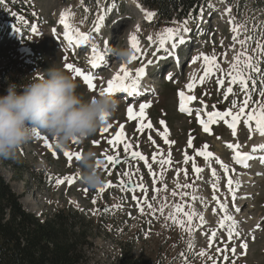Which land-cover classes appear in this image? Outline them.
<instances>
[{
	"label": "rangeland",
	"instance_id": "1",
	"mask_svg": "<svg viewBox=\"0 0 264 264\" xmlns=\"http://www.w3.org/2000/svg\"><path fill=\"white\" fill-rule=\"evenodd\" d=\"M258 1L205 0L199 6L198 12L189 14L183 21H171L170 24L164 25L156 22L155 16L151 21L146 18L135 24V21L140 18L141 9L133 0H119V2L115 0H0V87L6 90L9 84L29 83L32 78L38 77L50 67L62 68L74 77V73L65 68L66 64H72L95 76L94 83L97 87L94 90H90L82 78H74L80 85L77 92L82 93L87 99L103 92L110 74L120 73L121 66L128 68L132 73L135 69L147 65L145 81H149L148 84L152 85L145 86L146 91H142L141 96L110 94L120 102V107L108 121L107 124H111L112 127L107 133H101L99 129L95 135L84 142L77 141L61 149L57 147L52 137L39 132V137L36 136L34 140L17 150L14 159L0 158V173L13 191L20 196V202L25 210L34 215L43 216L60 208H69L92 218L95 223L93 244L85 249L83 264H113L124 246L131 247L135 255L144 253L145 256L152 258L157 253L164 255L167 262L174 255L175 243L185 248L190 256H196L202 263L216 261L217 264H221L223 257L216 252V248L225 246L224 241L227 236L226 232L219 229V218L223 213L212 200L214 194L220 197L221 202L228 204L229 213L234 218L238 213L239 216L246 217L243 219L238 216L237 220L235 219L238 222L236 230L241 233L248 245L246 254H241L243 250L239 247L240 241L234 239L226 246L229 249L236 247L237 255L225 253L229 256V261H224L223 264H231L233 260L235 264H264V167H261L263 164L258 166L255 163L257 159H254L253 163L250 161V166L247 168L236 166L234 163L233 165L230 163L232 152L225 146V142L236 141L242 145V148L251 151L257 136H260L254 131L255 123L252 122L253 131L250 133L249 128L241 122L238 134L234 137L227 124L219 121L212 124V134H208L200 128L193 116L185 115L177 110V92L183 90L188 95L197 97L191 102L195 109H202L204 105H207L208 112L219 109L224 111L232 108V101H237V107L233 111H238L239 103L244 99L239 86L231 85L233 94L224 99L222 94L224 89L217 84V79L223 76L225 87L230 86L229 77L224 73L231 71L236 52L245 50L238 43L235 44V48L232 47L235 42L230 19L234 24L246 27V32L242 28L239 39L246 40L248 36L252 37L251 40H247V51L254 56L253 63H258L264 70V54H261L259 50L253 52L257 42L264 44V6L258 5ZM108 8L112 10L109 12ZM229 8L231 12L225 14V10ZM62 12L70 13L68 23L72 28L74 27L73 29L78 28L89 35L88 43L80 45L77 49H68L63 41L64 36H59L61 33L64 34V26L60 23ZM148 12L150 11H146ZM101 15L104 16V20L100 25V31L97 32L95 27ZM137 26L140 29L139 32L136 31ZM169 27L179 28L180 36L185 39L183 44H179L178 36L174 41L165 44V48L169 49L171 55L163 49L156 51L159 47V36ZM184 27L188 29L187 32L183 30ZM32 28L37 31L33 32ZM132 34L137 35L141 52L137 54V60L128 59L127 62H120L115 58L113 50L131 49L134 54L129 43ZM149 36L153 38L152 41L148 40ZM173 42L178 45L174 50L171 49ZM92 45L100 47V50L104 48L110 50L109 59L105 58L94 70L86 66V56ZM201 54L209 57L215 55L217 63L224 70V73H221L217 69L215 75L206 78L203 84H200L199 78L204 74V62L201 59L193 63L194 58ZM159 57L165 58L159 59ZM241 59L244 58L241 57ZM149 60L152 64H147ZM246 74L255 76L259 82L260 74L251 73V70H247ZM194 75V90L189 91L186 85L193 82ZM170 76L171 79H169ZM252 99L264 102V98H261L258 92H252ZM201 101L204 104H201ZM145 102L150 104V107L145 110L147 117L145 123L150 120L153 123V129L146 128L143 133H139L136 131L139 121L128 119L127 108L132 106L138 112L139 103ZM213 105L216 106L215 109ZM161 120L165 121L169 131L168 140L175 141L172 145L166 144L158 135V131H163L164 128L159 123ZM121 121L125 125L127 140L133 145L132 150L140 151L148 157L152 170L156 173V184L153 185L154 177L149 174L143 161L130 160L121 163L118 171L110 166L108 169L104 166L100 167L105 183L111 181L114 184L101 194L97 189L90 190L79 182L78 160L75 159V154L82 155L88 151H94L97 158L101 160L105 158V154L114 155L115 152L107 140L113 137V132ZM250 134L251 139H249ZM190 135L194 137L191 148L187 147ZM149 136L152 140H149ZM45 138L51 144V148L45 146ZM95 141L99 143H94ZM205 144L208 145L207 151L213 153L214 157L235 166L233 167L235 173L232 172L231 175L233 181L240 182L238 190H241L239 193L238 190L236 191L238 194L235 201L241 209L238 213L232 207L226 175H223L220 165L214 158L205 160L203 156L196 155V150L202 149ZM64 151L74 154L71 163L64 156ZM185 151L189 157H194V161L189 160L187 164L183 162ZM53 152L56 153L55 156ZM169 152H171L172 163L161 168L158 161L167 158ZM154 153L157 154L156 162L151 160ZM121 156H124L122 152ZM193 163L204 170L199 174L202 179L193 172ZM213 168L217 172L218 180H214L211 176ZM177 169L180 170L178 176ZM109 170L113 173L110 176L107 174ZM125 171L132 175L123 176ZM256 172L260 174V177L253 179L251 176L245 183L246 177L256 175ZM161 173H163L162 179ZM65 176H72L73 183L65 182L59 186L55 184L56 179ZM121 179L125 183L129 180H133L135 184L143 183L148 189L149 202L152 203L156 212L153 214L147 205H144V213L141 214L132 196L141 197L142 192L137 190L132 193L127 189L122 190L118 183ZM213 183L219 186V191L215 193L211 189ZM177 184L181 187L178 188ZM185 184H191L193 187H182ZM247 186L254 189V193L246 198L243 192L248 190ZM173 191L177 193L176 196L172 195ZM182 193L187 195L182 197ZM193 196L203 197V201L193 200ZM93 199L97 201L96 204L92 203ZM165 204L167 207L161 214L159 209ZM174 204L185 205L184 210L187 212L195 211L197 214H203L206 223L201 227L197 215L193 218V231L189 234L167 219ZM117 205L119 207H116ZM214 207H217L215 214L212 211ZM256 217L262 220L260 224H257L259 228L254 225ZM177 219L186 222L187 218L182 213H177ZM212 229L217 230L220 243L209 249L208 239L204 233H210ZM189 241L193 244L191 249L188 247ZM201 250H205L207 255L199 256L198 253ZM209 256L212 260L208 259Z\"/></svg>",
	"mask_w": 264,
	"mask_h": 264
},
{
	"label": "snow or ice",
	"instance_id": "2",
	"mask_svg": "<svg viewBox=\"0 0 264 264\" xmlns=\"http://www.w3.org/2000/svg\"><path fill=\"white\" fill-rule=\"evenodd\" d=\"M211 7V5H209ZM109 12L112 10L111 8L107 9ZM231 9H226L225 14L230 13ZM70 13L69 12H62L60 16V23L64 26V38L68 41L69 45H75V46H80L83 44L88 43L90 37L88 34H85L81 32L78 28L73 29L72 26L68 23V17ZM155 13L148 12L146 13V18L151 21L154 17ZM104 20V16L101 15L99 17V20L96 23L95 31L99 32L100 31V25ZM185 24L187 23L186 21L184 22ZM230 25H232L231 30L234 33L233 40V48H235V44L238 43L241 46L244 47V51L236 52V54L233 57V63L231 64V71L224 73V70L220 68V65L217 63V58L215 55H212L209 57L208 55L201 54L200 56H197L194 58L193 63H195L197 60H203L204 62V74L199 78L200 84H203L205 79L215 75V71L218 69L221 73H224V75H227L229 77L228 79V84L230 86L225 87V79L223 76L221 78L217 79V84L220 86L221 89L223 90V97L224 99H227L230 94H233V87L231 85H238L241 93L244 94V99L239 103V109L237 112H234L233 109L237 107V101H232V108H229L224 111H219V110H214L211 112H208L207 105H204L203 109H196V119L198 123L202 125L203 131L212 134L211 133V128L210 125L215 124L219 121L224 122L227 124V126L232 130V134L235 137L236 136V129L237 125L239 123H243L245 126L249 128V132L251 133L253 131L252 128V122L255 123V129L254 131L257 132L261 137H264V102L262 101H254L252 99V92H258V95L261 98H264V70H262L259 67L258 63H253L254 56L250 55L247 51V40H251L252 37L248 36L246 40H240L239 36L241 34V30L246 32L247 29L243 25H238L234 24L233 21L230 19L229 20ZM139 27L137 26L136 31L139 32ZM185 32L188 31L186 27L183 29ZM18 31V30H17ZM33 32H36L37 30L35 28H32ZM179 36L178 43L183 44L185 42L184 37L180 36V29H173L171 27L164 29V33L159 36V47L156 49L157 52H159L161 49H163L166 53L171 55V52L169 49L165 48V44L169 41H174L176 37ZM152 37L149 36L148 40L152 41ZM129 43L132 49L134 50V54L129 58L130 61L137 60V54L141 52L140 46H139V40L137 38L136 34H132L129 38ZM223 43V42H221ZM177 43L173 42L171 43V49L174 50L177 47ZM259 50L261 54H264V44H260L257 42V47L256 49H253V52ZM92 57L90 59V63L92 68H97L101 62L105 60V57L102 53L98 51L96 46L92 47ZM241 57L244 59L242 60ZM165 57H159V59H164ZM147 64H152V61L149 60ZM145 67H140L135 71V75L133 77V74L127 70L126 67L121 66L120 68V73L117 75L113 76L111 79L107 81V86L102 93H121V94H127L129 97H134L137 95L141 94L140 91V81L141 78L144 77L145 75ZM65 68L71 72L74 73L73 78H82V81L87 85V87L90 90H94L97 86L94 83L95 76L91 73L88 72L86 73L85 71L81 70L79 67H74L72 64H66ZM247 70H251V73L255 74H260V79L259 82L257 78L251 74H246ZM172 77L170 76L169 79ZM259 83V88H257V85ZM195 86V75L193 76V82L189 83L186 85V88L189 91H193ZM251 89V91H250ZM179 96V111L187 113L189 115L192 114L193 109L188 107V104L191 103L192 101H195L197 97L195 95H187L185 94L184 91H179L178 92ZM201 104H204L203 101H201ZM251 105V106H250ZM150 107V104L145 102V103H139L138 105V112L134 110L132 106H129L127 108V116L129 120H138L137 124V129L136 131L139 133H143L144 130L147 129H153V123L148 120L147 123H145L146 120V109ZM213 109L216 108L215 105L212 106ZM247 110V111H246ZM201 111L204 112V114L207 117V120L201 117L200 113ZM226 117H230V121L226 119ZM243 117V120L241 119ZM162 126H164L163 131H158V135H160L164 142L168 145H172L175 143V141H170L168 140V135L169 131L167 129V126L165 124V121L161 120L159 122ZM112 125L107 124L105 127H102L100 129L101 133H107L109 129H111ZM37 137L40 136L39 132H37ZM149 140H152V137H148ZM252 136L250 134L249 139H251ZM194 137L191 135L189 136L188 139V144L187 147L191 148L193 147L192 141ZM76 141H73L75 143ZM94 143H99L98 141H95ZM107 143L113 148L115 154L114 155H106L103 160L98 159L97 164L98 166H104L106 169L111 168L116 169L117 171L119 170V165L122 163L121 160V152L124 154V162H126L129 158L131 160H139L143 161L145 166L149 170V174L154 177L153 179V185L156 184V173L153 172L152 170V165L149 163L148 157L143 155L140 151H135L132 150L133 145L128 142L126 133H125V128L124 125L121 124L119 125L118 131H116L115 135L107 140ZM152 143L154 144L155 141L153 140ZM45 146L48 148H51V144H49L45 138ZM122 146V148H121ZM138 147V145H137ZM226 147H228L234 155L231 157V159L235 162L237 165H241L245 168L249 167V161L253 159H259L260 163L264 164V155H261L259 157L255 156L254 154L257 152H264V143L260 145H253L251 152L250 153H242L240 151V148L242 145L240 144H233V143H226ZM208 145L205 144L202 149L196 150V155L197 156H203L205 160H209L210 158H214L216 163L220 165V167L223 169V172L226 176H228V173L230 171L229 165L225 164L223 161H221L218 157H214V154L207 151ZM64 156L67 157L69 163L73 160V153L69 151H64ZM53 155L55 156L56 153L53 152ZM81 157L80 154H75V159L79 160ZM151 160L153 162L157 161V154H153L151 157ZM189 160L194 161V157H189L187 155V152H184V163L187 164ZM105 161L107 163H105ZM159 164L161 165V168H163L164 165H171L172 159H171V152L167 154V158L164 159H159ZM193 172L197 174L198 178L200 177V173H202L204 170L200 167H197L195 163L192 165ZM233 173H235V169H231ZM180 170L177 169V176L179 175ZM107 174L110 176L112 175V171H108ZM132 174H130L128 171H125L123 173V176L128 177ZM185 176L187 177V172L185 170ZM211 176L214 180H218L219 177L217 176L216 170L213 168L211 170ZM160 178H163V173L160 174ZM142 179V178H141ZM67 182L68 184L73 183V177L72 176H65L60 179L55 180L56 185H63ZM119 186L121 187L122 190L127 189L128 191L135 193L137 190H140L142 192L141 197H137L136 195L132 196V199L136 201L137 207L139 208V211L141 214L144 213V205H147V208L153 212V214L156 212V209L153 208L152 203L149 202V198L147 197V192L148 189L145 187L143 183L135 184L133 185L132 181L129 180L128 183L126 184L123 179L118 181ZM235 185V186H234ZM114 184L113 182L109 181L103 185V187L97 189L98 193H104L106 189H109L113 187ZM177 187H181V185L177 184ZM182 187L184 188H192L193 185L191 184H185ZM213 192L219 191V188L216 183H213L211 185ZM240 187V182L239 180L233 181L231 176H228L227 179V188L228 191L231 194V199H232V207L235 210V212H240L241 209L236 206L235 201L237 199L236 196V191ZM165 190H166V185H165ZM154 191H159V189H154ZM173 196H176L177 193L175 191L172 192ZM184 195H187L185 193H182L181 196L183 197ZM155 197H153L154 199ZM193 200L200 199L203 201V197H197L193 196ZM212 200L215 201V204L217 205L219 211L223 213V215L219 218V229L223 232H226V240L224 241L225 246L224 247H217L216 252L220 253L223 257V260L221 264H223L224 261H229V256L225 255V253L230 252L233 256L237 255L236 252V247H232L229 249L226 245L228 243H231L234 239L239 240V247L243 250V253L241 254H246L247 251V243L243 240L242 235L239 231H237V221L235 220L234 216L229 213L228 210V204L226 202H221L220 197L217 195L212 196ZM93 204H96L97 201L95 199L92 200ZM116 207H119L117 205ZM165 207L167 205H162L159 209L160 213L163 214ZM190 207V205H189ZM217 207H214L212 209L213 213L215 214L217 212ZM173 210L167 217V219H170L173 224L178 225L179 227L183 228L185 231L189 232V234L192 233L193 228H192V222L193 218L198 215L199 219V224L201 227L206 223L205 218L203 214H197L195 211L192 212H187L184 210L185 205L183 204H174L172 206ZM177 213H182L184 217H186V222L185 220L177 219ZM185 223H187V227H185ZM259 227V225H257ZM208 239V245L207 247L210 249L214 247L217 243H220V240L217 238V230L212 229L210 233H204ZM188 247L191 249L193 247V244L191 241L188 242ZM183 255V254H182ZM199 256H205L207 255V252L205 250H201L198 253ZM209 260H212V257H208ZM213 264H217L216 261H213ZM231 264H235V261H231Z\"/></svg>",
	"mask_w": 264,
	"mask_h": 264
},
{
	"label": "clouds",
	"instance_id": "3",
	"mask_svg": "<svg viewBox=\"0 0 264 264\" xmlns=\"http://www.w3.org/2000/svg\"><path fill=\"white\" fill-rule=\"evenodd\" d=\"M120 62L133 55L131 49H114ZM80 85L62 68L50 67L27 84H9L0 96V158L14 159L17 150L35 139L37 132L48 134L57 147L65 149L73 141L84 142L105 127L120 107L107 93L87 99ZM97 154L88 151L78 160L79 182L90 190L99 189L105 179L97 164Z\"/></svg>",
	"mask_w": 264,
	"mask_h": 264
},
{
	"label": "trees",
	"instance_id": "4",
	"mask_svg": "<svg viewBox=\"0 0 264 264\" xmlns=\"http://www.w3.org/2000/svg\"><path fill=\"white\" fill-rule=\"evenodd\" d=\"M119 1V0H117ZM168 25L198 11L204 0H138ZM264 5V0L261 1ZM95 223L90 216L60 208L43 216L24 209L20 196L0 173V264H83L92 246ZM175 252L154 258L122 247L113 264H205L175 243ZM183 254V255H182Z\"/></svg>",
	"mask_w": 264,
	"mask_h": 264
},
{
	"label": "bare ground",
	"instance_id": "5",
	"mask_svg": "<svg viewBox=\"0 0 264 264\" xmlns=\"http://www.w3.org/2000/svg\"><path fill=\"white\" fill-rule=\"evenodd\" d=\"M131 4V3H130ZM139 15H140V18H138L136 21H135V24H138V23H140V21L142 20V19H145L144 17H145V15L146 14H144V13H139ZM74 28V27H73ZM59 36H64V34H62L61 33V35H59ZM64 42H65V44L68 46L69 45V43H68V41L67 40H63ZM108 47V46H107ZM96 48L98 49V51L100 52V53H102L103 55H104V57L106 58V59H109V57H110V54H109V51L110 50H108V49H102V50H100L99 48L100 47H98V46H96ZM91 50V52H89L88 54H87V60L88 59H91V56L93 55V53H92V48L90 49ZM108 50V51H107ZM87 62V61H86ZM87 65V64H86ZM172 68V67H171ZM92 70V69H91ZM127 70H128V68H127ZM136 71V70H135ZM135 71H134V73H132L133 74V77H134V75H135ZM169 71V70H168ZM130 72V71H129ZM120 74H122V73H120ZM115 75H117V74H115V73H111L110 74V77H109V79H111L113 76H115ZM146 75V74H145ZM145 75H144V77H142L141 78V81H140V91L142 92V91H146V88H145V86L146 87H148V86H151L152 84H148V82L147 81H145ZM108 79V80H109ZM108 80H106V82L108 81ZM151 81V80H150ZM154 86V85H153ZM154 90V89H153ZM104 92V91H103ZM102 93V92H101ZM141 96V95H140ZM126 97V96H125ZM135 98H137V97H135ZM128 99V98H127ZM260 143H264V137H261V136H257V141L253 144V145H259ZM234 144V143H233ZM252 145V146H253ZM244 151H246V150H244ZM249 153L251 152V151H248ZM232 156H233V154H231ZM255 156H258L257 155V153H255L254 154ZM230 163H234L235 164V162L231 159V157H230ZM248 163H250V161L248 162ZM226 164V163H225ZM233 164V165H234ZM229 165V169H230V171H229V173H228V176H231L232 177V171H231V169H233V167H235V166H232V165H230V164H228ZM236 166H239V167H243V166H241V165H237V164H235ZM210 166V165H209ZM243 168H245V167H243ZM222 169V168H221ZM263 173H264V171H263ZM224 176H225V174H223ZM237 175V174H236ZM228 176H226L225 177V179H226V181H227V179H228ZM251 176H252V178L253 179H255L256 177H260V174L259 173H257L256 172V175H249V176H247L246 177V181H245V183L246 182H248L249 180H250V178H251ZM244 183V184H245ZM202 186V185H201ZM219 187V186H218ZM248 188V190L246 191V192H243V194L245 195V197L247 198L248 197V195L249 194H253L254 192H253V190L254 189H252L251 187H249V186H247ZM203 188V187H202ZM212 189V188H211ZM241 190V189H240ZM240 190H238V193L240 192ZM244 190H246V189H244ZM250 191H252L251 193H250ZM238 193H236V194H238ZM240 196V195H239ZM226 197H228V196H226ZM228 199H229V197H228ZM247 202V201H246ZM237 206V205H236ZM207 215V214H206ZM238 216H239V213L238 214H236V216H235V219L237 220V218H238ZM240 218H243V219H245L246 217H244L243 215H241V216H239ZM262 222V220H260V218L259 217H256L255 219H254V225H255V227H257V224H260ZM263 227V226H262ZM257 228H259V227H257ZM208 245V244H207Z\"/></svg>",
	"mask_w": 264,
	"mask_h": 264
},
{
	"label": "water",
	"instance_id": "6",
	"mask_svg": "<svg viewBox=\"0 0 264 264\" xmlns=\"http://www.w3.org/2000/svg\"><path fill=\"white\" fill-rule=\"evenodd\" d=\"M7 94V90L6 89H4V88H2V87H0V96H4V95H6ZM130 159V158H129ZM128 159V160H129ZM121 160H122V162H124V157H121ZM128 183V182H127ZM126 183V184H127ZM134 185V184H133Z\"/></svg>",
	"mask_w": 264,
	"mask_h": 264
}]
</instances>
